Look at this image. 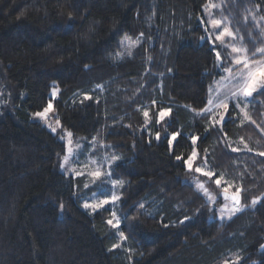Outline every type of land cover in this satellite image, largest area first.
Returning a JSON list of instances; mask_svg holds the SVG:
<instances>
[{
  "label": "trees",
  "instance_id": "16d2710c",
  "mask_svg": "<svg viewBox=\"0 0 264 264\" xmlns=\"http://www.w3.org/2000/svg\"><path fill=\"white\" fill-rule=\"evenodd\" d=\"M209 14L237 46H264V0H0V264H264V95L244 112L230 102L223 131L199 115L223 75L202 41ZM49 100L57 132L31 118ZM162 107L170 127L156 124ZM67 133L88 165L75 179L60 167ZM191 136L215 176L175 158L191 154ZM109 165L120 200L84 208L100 185L87 173ZM228 185L246 206L226 219Z\"/></svg>",
  "mask_w": 264,
  "mask_h": 264
},
{
  "label": "snow or ice",
  "instance_id": "6c2138e0",
  "mask_svg": "<svg viewBox=\"0 0 264 264\" xmlns=\"http://www.w3.org/2000/svg\"><path fill=\"white\" fill-rule=\"evenodd\" d=\"M217 5L209 3L206 6V11L209 8H215ZM201 25L204 26V32L207 34L205 37H202V41L206 42L209 45V51L215 55V69L217 74L226 73L227 75L222 76V80L228 82V91L224 93L223 96L217 97L216 99H209L205 108L201 110L199 115L202 118H207L212 120L213 126L215 124H220V131H223L225 124L228 122L227 118H231L229 105L232 102V109L231 112H235L236 109H239L241 112H244V109L251 103V99L254 94L264 95V46L256 47L253 51L249 52V50L243 46L242 44L237 46L235 44L230 45L231 51L225 55H222V49L229 47L228 44L225 43L224 38L230 37L235 40V33L229 29L228 26L224 25V22L220 19H215L211 17L209 14V20L205 22L203 19L200 21ZM209 29H212L210 31ZM218 30V31H217ZM217 41L220 42L221 47H217ZM220 83V82H217ZM223 86V85H222ZM211 90V89H210ZM55 91L53 92V99L55 98ZM87 99L91 97L86 96ZM155 101H153V105H155ZM243 105V107H241ZM223 108L224 112L218 113L216 109ZM54 110V105L52 100H49L47 106L39 112L35 113V116L41 119H48V114ZM172 109L169 108H160L157 114L156 124L157 125H167L170 127L171 125L168 124V118L171 117ZM145 118L149 117V112L145 110L143 112ZM219 116V119H216V116ZM245 119L251 120V117L245 113ZM255 123V121H251ZM55 123L57 125L60 124L58 118H55ZM51 127V125H49ZM51 130L53 132L56 131L55 127H52ZM207 131V129H206ZM165 135L167 136V142L169 147H173V145L178 141V138L181 137L182 133L179 130L172 131L170 133L166 132ZM226 135V133H225ZM71 133H67L68 144L72 143L71 140ZM161 134L159 131L156 132V139L160 140ZM63 139V137H62ZM191 144L193 145V149L191 154L188 157H184L182 155H177L175 158L178 161L183 162V166L188 171H193L195 173H199L203 176H207L209 178L216 175L215 171L208 166V158L207 155L200 158L198 155V150L195 147L197 142L199 141V136H191ZM93 142L95 143V138H93ZM103 147V145H101ZM232 152H237L239 149L236 147H232L230 144L228 145ZM244 148L247 151H252V149L248 148L247 144L244 145ZM258 155L264 156V152H259ZM198 158L200 159V163H197ZM107 159V158H105ZM119 157L113 155L111 160H117ZM80 164L81 168H87V162L81 163L79 157L75 155L71 150H69V154L63 157V163H61L60 167L62 170L71 171L73 172V179L76 177L84 176V171H77L75 168H66L65 166L68 164ZM95 163V161H93ZM111 165H109V170L101 171L98 167L96 170L87 173V175L91 176L92 184L95 186L97 180L100 181V185L93 188L91 193L92 200L85 201L83 207L86 209H92L93 211L104 208L105 206L111 204L113 207L115 206L116 202L120 200V195L116 193V189L118 187L123 186V181L120 179H113V173L110 170ZM103 177V179H101ZM222 177H219L215 180V183L219 186L221 184ZM105 183H110L111 188L102 191V186ZM196 187L198 190H202L207 194V189L204 187V184L197 181ZM232 187L228 185L223 188V196L222 199L225 201L231 200L232 207L231 212L235 214L236 212L242 211V208L246 205L241 204L240 192L242 189L237 188L235 193L231 196L228 195L229 188ZM84 188L88 189L89 184L85 183ZM209 199L215 202L214 197L209 195ZM259 202V198L253 199L251 201L252 205H255ZM143 207V205H140ZM228 205L225 204L220 209L221 212L227 208ZM112 219H109L107 223L111 225L113 228L119 229L120 228V220L117 218V214L115 211L111 212ZM223 218V217H221ZM230 218V217H229ZM119 235L122 239H126L124 236V232L120 231ZM115 247V245H114ZM239 257H237V261Z\"/></svg>",
  "mask_w": 264,
  "mask_h": 264
},
{
  "label": "rangeland",
  "instance_id": "374dc122",
  "mask_svg": "<svg viewBox=\"0 0 264 264\" xmlns=\"http://www.w3.org/2000/svg\"><path fill=\"white\" fill-rule=\"evenodd\" d=\"M262 24L264 25V21L262 22ZM210 31H212V29H210ZM218 31V30H217ZM227 37V36H226ZM225 37V38H226ZM236 37V36H235ZM224 38V39H225ZM238 38V37H237ZM230 39V41H231V43L232 44H235L236 45V38H235V40H233V39H231V38H229ZM231 44V45H232ZM230 49H231V47H230ZM224 75H227L226 73H223V75L222 76H224ZM222 76L219 78V79H217V80H215L214 82H213V84L210 86V88H209V99L211 98V99H216L217 97H220V96H223L224 95V93L225 92H227L228 91V82L227 81H224V80H222ZM217 82H220V83H217ZM223 85V86H222ZM211 89V90H210ZM208 99V100H209ZM217 111H221L222 113L224 112V110H223V108H219V109H216ZM53 112V111H52ZM52 112H50L49 114H48V119L47 120H45V119H41V118H39V117H37V116H35V114H33L32 116H31V118H32V120H34V121H39V122H41L46 128H48L51 132H53L52 130H51V128L52 127H55L56 128V131L55 132H57L58 131V128H59V125H57L56 123H55V120H54V118L52 117ZM54 113V112H53ZM49 125H51V127L49 126ZM65 141H66V153H65V155H68L69 154V150H71L72 152L74 151V148H75V146H72V144H68V137H66L65 138ZM64 155V156H65ZM75 155L76 156H78L79 157V160H80V162L81 163H84V160L82 159L81 160V156H80V154L78 153V152H76L75 153ZM61 163H63V158H62V161H61ZM66 168H68V169H70V168H75L77 171H85V169L84 168H81V166H80V164H72V163H70V164H68V165H66L65 166ZM64 172H66V173H73V172H71V171H65V170H63ZM94 171V170H93ZM202 192V191H201ZM205 193V192H204ZM206 195V194H205ZM207 196V195H206ZM208 197V196H207ZM225 204H227L228 205V207L227 208H225L224 209V211L223 212H221L220 211V209L223 207V205H225ZM231 207H232V203H228V202H224L223 204H220L219 205V208H218V211H219V214H220V216H222V217H224V218H226V219H228L229 217H231V216H233L234 214H232V212H231Z\"/></svg>",
  "mask_w": 264,
  "mask_h": 264
},
{
  "label": "water",
  "instance_id": "95a60500",
  "mask_svg": "<svg viewBox=\"0 0 264 264\" xmlns=\"http://www.w3.org/2000/svg\"><path fill=\"white\" fill-rule=\"evenodd\" d=\"M228 195L231 196V195H233V194L228 193ZM222 196H223V192L220 193V197H221V198H222ZM240 198H241V196H240ZM222 200H223V199H222ZM223 201H225V200H223ZM227 202L232 203L231 200H228ZM263 250H264V245L260 248V251H263Z\"/></svg>",
  "mask_w": 264,
  "mask_h": 264
}]
</instances>
